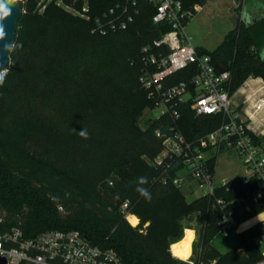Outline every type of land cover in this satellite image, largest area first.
I'll list each match as a JSON object with an SVG mask.
<instances>
[{"label": "trees", "instance_id": "1", "mask_svg": "<svg viewBox=\"0 0 264 264\" xmlns=\"http://www.w3.org/2000/svg\"><path fill=\"white\" fill-rule=\"evenodd\" d=\"M182 1L190 8L208 0ZM20 3L17 48L0 87V227H21L29 238L48 230H78L92 244L114 249L125 264H226L231 256L257 264L264 256L257 243L264 233L262 221L235 228L225 238L231 248L223 251L214 244L220 209L213 199L186 201L171 181L178 161L166 158L149 166L141 159L155 161L164 150L157 132L169 136L176 126L163 115L138 127L139 114L128 111L135 90L152 106L140 81L143 48L149 47V54L166 51L154 41L169 29L153 23L156 5L149 0H89L92 19L85 20L54 2L43 12L39 0ZM237 4L240 17L224 41L214 51L197 48L218 71L230 73L231 93L250 76L264 79V17L251 24L243 19L245 9L264 8V0ZM125 7L132 17L126 29L94 30V18L111 9L121 14ZM195 73L189 67L164 83L187 81ZM189 103L179 108L178 126L186 139L195 140L222 123L221 115L196 117ZM82 128L87 139L78 134ZM139 177L147 183L138 185ZM138 186L148 190L150 200ZM228 186L229 193L217 196L237 199L246 189L240 177ZM260 213L255 208L238 223ZM127 214L140 219L138 226L128 222ZM194 218L201 248L197 252L193 245L189 261L177 259L169 246L183 238L181 222Z\"/></svg>", "mask_w": 264, "mask_h": 264}, {"label": "built area", "instance_id": "2", "mask_svg": "<svg viewBox=\"0 0 264 264\" xmlns=\"http://www.w3.org/2000/svg\"><path fill=\"white\" fill-rule=\"evenodd\" d=\"M149 1L157 7L153 23L165 24L169 29L154 41L156 48L164 47L166 51L149 54V47L143 48L144 74L140 81L156 108L155 118L168 115L176 123L172 135L157 132V136L164 138V150L155 162L160 164L166 158L178 161L180 168L172 177V184L183 191L189 188L193 192L196 187L201 193L198 197L213 199L220 209L217 236L228 238L235 228L238 231L244 223L239 224L238 220L255 208L261 210L255 217H260L264 224V146L258 142L264 134L256 129L248 115L253 99L264 101V94L250 95L253 87H259L264 79L250 77L231 93L230 73L218 71L210 56L200 55L186 32L187 25L203 6L194 4L186 8L182 0ZM50 2L85 20L92 19L89 0H39V12ZM131 19L128 7L121 14L111 9L94 18V30L106 34L126 29ZM189 67H194L196 72L189 80L164 83L168 76ZM188 102L196 117L221 115L222 123L195 140L186 139L178 124L179 108ZM227 152L238 154L244 169L237 177L246 189L237 199L217 196L218 192L229 193V181L237 178L218 180L215 176L218 156ZM126 208L127 203L122 209ZM130 216L126 215L128 221ZM1 226L0 259L5 264H125L114 249L92 244L78 230H48L29 238L21 227ZM257 243L264 255V233ZM257 264H264V256Z\"/></svg>", "mask_w": 264, "mask_h": 264}, {"label": "rangeland", "instance_id": "3", "mask_svg": "<svg viewBox=\"0 0 264 264\" xmlns=\"http://www.w3.org/2000/svg\"><path fill=\"white\" fill-rule=\"evenodd\" d=\"M18 1L22 2V0H18ZM237 3H238L237 0L207 1L206 5L203 6L202 10L190 21V23L187 25L186 28V32L191 37L192 43L196 48H200V49L202 48V49H207L209 51H214L224 41L227 33L235 27V19L237 17H240V14H237L236 12V7L238 5ZM140 94L141 93L138 90L132 92V94L130 95L131 99H130L128 111L130 114H135V115L139 114V117L137 119V125L138 127L143 128L146 126V123L148 121L155 118L157 113L153 103L152 106L146 104L142 99V95ZM263 146H264V140H263ZM160 158L161 156H157L156 160L159 161ZM141 159L147 162V165L149 166L155 164L154 160H149L145 157H141ZM243 173H244V169L242 167V162L238 154L234 152H227L218 156V163L215 171V176L218 180L227 179L236 174L242 175ZM189 192L184 193V197L188 202L193 201L201 194L196 187L194 188L192 193ZM138 220L140 222L139 218ZM181 224H182L183 236H184V231L187 228L194 230L195 239L192 244V252H193V245H196L195 250L199 252L201 245L199 243L200 239L196 230V228L197 229L199 228L196 219L194 218L192 222L182 221ZM214 244L221 247L223 251H226L227 249L231 248V243L230 242L227 243L226 239L222 237H217L214 240ZM241 250L242 248L238 249V251ZM226 264H244V263L235 261L234 258L231 256V258L228 259V263Z\"/></svg>", "mask_w": 264, "mask_h": 264}, {"label": "clouds", "instance_id": "4", "mask_svg": "<svg viewBox=\"0 0 264 264\" xmlns=\"http://www.w3.org/2000/svg\"><path fill=\"white\" fill-rule=\"evenodd\" d=\"M17 3V0H0V41H5L7 37V32L5 30L4 21L12 15V8L11 5ZM17 48L16 41L10 43H4L2 47H0V60L3 59L4 54H7V63L11 60V53ZM9 72L8 67H0V87H3ZM264 94V81L261 82L259 87H253L250 95L255 97L257 95ZM249 119L252 121L253 125L258 130H262V134H264V101L257 102L253 99L250 102L249 109H248ZM78 134L87 139L88 133L85 128H82L78 131ZM147 183L146 177H139L138 178V185H144ZM137 191L140 193L141 196L145 197V199L150 200L151 194L148 192L146 188L139 187ZM188 238H191V233H188ZM170 250H174L175 256H181V251L186 250V241L185 239L178 240L171 244ZM183 259L187 261V255L183 256Z\"/></svg>", "mask_w": 264, "mask_h": 264}, {"label": "water", "instance_id": "5", "mask_svg": "<svg viewBox=\"0 0 264 264\" xmlns=\"http://www.w3.org/2000/svg\"><path fill=\"white\" fill-rule=\"evenodd\" d=\"M239 1V0H237ZM12 8V15L4 21L5 30L7 32V37L5 41H0V47L4 43H10L16 40V34L18 29V21L22 16V5L20 1L10 6ZM264 17V8L259 4L254 5L250 9H245L243 12V19L247 21V24L255 23L257 20ZM7 54H4L2 60H0V67H8ZM0 264H5L4 260L0 259Z\"/></svg>", "mask_w": 264, "mask_h": 264}, {"label": "bare ground", "instance_id": "6", "mask_svg": "<svg viewBox=\"0 0 264 264\" xmlns=\"http://www.w3.org/2000/svg\"><path fill=\"white\" fill-rule=\"evenodd\" d=\"M129 222L133 225V226H136L139 222L138 218L135 217V216H130L129 217ZM191 233V238H188V233ZM182 239H185L186 241V250H182L181 251V256H175L174 254V250H171V253L172 255L177 258V259H180V260H184L183 259V256L186 254L187 255V260L190 258L191 256V253H192V244L194 242V239H195V232L193 229H190V228H187L185 231H184V236ZM185 261V260H184Z\"/></svg>", "mask_w": 264, "mask_h": 264}, {"label": "crops", "instance_id": "7", "mask_svg": "<svg viewBox=\"0 0 264 264\" xmlns=\"http://www.w3.org/2000/svg\"><path fill=\"white\" fill-rule=\"evenodd\" d=\"M238 2V1H237ZM221 154H224V153H221ZM220 154V155H221ZM218 163V162H217ZM237 176H240L239 174H236V175H233V176H231L230 178H227V179H232L233 177H237ZM191 192V190L189 189V188H186L185 190H184V193H188V192ZM189 192V193H190ZM192 193V192H191ZM264 215V214H263ZM132 216H135V215H132ZM136 217V216H135ZM259 218L260 217H255V218H253V219H251V220H249V221H246V222H244L243 223V225L240 227V229H245V228H247V227H249L250 225H252L253 223H256L257 221H259ZM239 229V230H240ZM193 253V252H192ZM191 256H192V254H191ZM190 259V258H189ZM189 259L187 260V261H189Z\"/></svg>", "mask_w": 264, "mask_h": 264}]
</instances>
